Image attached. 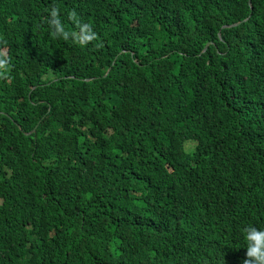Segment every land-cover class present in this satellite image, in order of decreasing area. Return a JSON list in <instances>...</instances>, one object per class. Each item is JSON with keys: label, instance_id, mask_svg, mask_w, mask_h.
I'll use <instances>...</instances> for the list:
<instances>
[{"label": "trees", "instance_id": "obj_1", "mask_svg": "<svg viewBox=\"0 0 264 264\" xmlns=\"http://www.w3.org/2000/svg\"><path fill=\"white\" fill-rule=\"evenodd\" d=\"M53 2L0 0V264L245 260L264 0H55L96 33L84 47L50 39Z\"/></svg>", "mask_w": 264, "mask_h": 264}, {"label": "clouds", "instance_id": "obj_2", "mask_svg": "<svg viewBox=\"0 0 264 264\" xmlns=\"http://www.w3.org/2000/svg\"><path fill=\"white\" fill-rule=\"evenodd\" d=\"M46 16L42 20V24L46 26L50 39L56 41H71L84 47L90 41L96 39V33L91 30L87 23H82L75 12H68V20L75 26L76 30H69L64 20V10L61 9L59 3L54 2L45 10ZM39 27V25H38ZM5 43L0 38V45ZM11 57L6 53L3 47H0V77L7 76L11 71ZM183 236L187 235V225L174 231ZM243 242L246 249V259H237L236 264H264V227H257L247 224L241 229ZM187 237V236H186ZM214 249L215 256L218 261L225 260L228 256L221 253L214 246H207ZM205 247V248H207Z\"/></svg>", "mask_w": 264, "mask_h": 264}, {"label": "water", "instance_id": "obj_3", "mask_svg": "<svg viewBox=\"0 0 264 264\" xmlns=\"http://www.w3.org/2000/svg\"><path fill=\"white\" fill-rule=\"evenodd\" d=\"M249 1V5H250V0H248Z\"/></svg>", "mask_w": 264, "mask_h": 264}]
</instances>
